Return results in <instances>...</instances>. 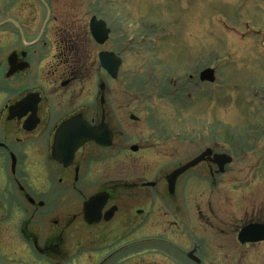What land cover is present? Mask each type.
I'll return each instance as SVG.
<instances>
[{
    "label": "rangeland",
    "instance_id": "374dc122",
    "mask_svg": "<svg viewBox=\"0 0 264 264\" xmlns=\"http://www.w3.org/2000/svg\"><path fill=\"white\" fill-rule=\"evenodd\" d=\"M98 9V20L109 24L110 39L97 44L84 27L79 61L83 86H97L107 103L103 108L101 95L97 100L93 95L91 100L84 97L82 105H95L96 100L98 113L90 115L100 118L105 111L118 133L113 147L99 150L91 185H103L106 176L139 185L160 182L144 192L146 229L126 240L129 245L139 239L147 243L144 259H139L138 248L130 250V264L189 263L187 252L194 247L203 264H264V242L242 245L238 240L243 225L264 223V0H100ZM92 15L83 12V24ZM102 51L123 57L118 79L100 68ZM210 67L216 69L215 82L186 87L185 98L193 97L188 106L157 96L156 85L172 87L177 74L181 79L193 74L197 81ZM162 78L165 81L158 84ZM145 85L150 99L138 91ZM131 114L137 119L131 120ZM178 133L189 135L192 143L177 154L162 152L161 143L170 150L174 144L157 137L180 138ZM145 144L152 148L131 150ZM208 146L233 157L225 173L216 172L218 183L209 184L211 174L195 167L188 174L196 180L191 200L182 203L179 190L181 201H169L162 190L167 188L165 176ZM62 192L73 196L72 188ZM129 203L137 207L140 202ZM22 219L20 214L11 228ZM81 258L77 264H87V256Z\"/></svg>",
    "mask_w": 264,
    "mask_h": 264
},
{
    "label": "flooded vegetation",
    "instance_id": "af4514ba",
    "mask_svg": "<svg viewBox=\"0 0 264 264\" xmlns=\"http://www.w3.org/2000/svg\"><path fill=\"white\" fill-rule=\"evenodd\" d=\"M99 2L0 0V264H77L83 259L82 255L87 256V264H130V250L136 248L139 249V259H144L146 248L143 245L147 243L141 242L140 237H137L139 242L136 245H129L126 240L146 229L149 212L141 207L147 198L144 192L150 187L156 188L160 182H142L141 185L136 182H113L105 175L107 178L103 185L93 189V166L98 152L109 147H103L94 140L87 141L74 152L72 161L67 165L70 150L56 145L57 133L65 122L83 115L96 126L102 116L95 117L90 112L94 111L97 115L96 100L100 95L103 108L107 103L105 94L97 86H94L95 89L89 83L83 86L79 61L83 28L89 27L90 30L92 20L100 19L97 15ZM83 12H93L87 24H83ZM177 76L172 79V87L159 83L165 78L158 79L156 82L160 85L155 86L156 94L161 99L171 98L176 106H188L193 97L189 94V99H186L184 93L195 82L203 81L201 78L193 81V74H189L187 79ZM146 86L145 89L138 86V91L145 99H150L146 96ZM93 95L96 97L95 105L90 102L85 108L82 105L84 97L91 100ZM105 117L114 135L110 146L113 147L118 130L108 121L107 115ZM129 118L134 120L131 115ZM122 123H125L124 119ZM177 136L180 138L157 137L160 141L174 144L173 150H170L165 143H161L162 152L177 154L193 141L189 135L178 133ZM135 147L138 148L134 150L131 146L133 152L152 148L147 144ZM207 148H212L214 154L225 153L221 149ZM214 154L195 167L202 166L208 171L211 175L207 182L216 185V172L220 175L225 172L221 173L220 167L213 161ZM193 158L179 163L170 172ZM195 167L177 178L173 193L167 181L170 172L165 176L167 188L162 186V190L169 201H181L179 190L182 203L191 200L190 189L196 180L192 181L188 174ZM71 188L73 196L66 197L62 190ZM101 192H107L109 197L101 207V203H97L89 209L93 216L100 218L90 224L86 220L85 202ZM129 200L140 203L132 207ZM112 209L114 213L106 219ZM20 214L24 218L21 224L16 222V227L11 228ZM75 222L79 224L69 228ZM4 225L5 229L2 228ZM249 244L255 243L245 245ZM197 257L199 261L193 259L191 262L203 264L204 261Z\"/></svg>",
    "mask_w": 264,
    "mask_h": 264
},
{
    "label": "water",
    "instance_id": "95a60500",
    "mask_svg": "<svg viewBox=\"0 0 264 264\" xmlns=\"http://www.w3.org/2000/svg\"><path fill=\"white\" fill-rule=\"evenodd\" d=\"M91 33L93 38L99 43L104 44L108 38L110 29L107 28V25L104 21H96V19L92 20L91 24ZM100 57V63L101 66L108 71V73L113 77L117 78L118 73L120 70V67L123 63L122 58L116 55L114 52H107L102 51L99 54ZM214 72L215 70L212 68L206 69L202 73V78L205 80H214ZM105 85L102 84V88H104ZM19 103L15 109L20 105ZM132 118H135L132 116ZM57 144L61 145L63 148H69V155L67 156V162L68 165L72 159L74 152L85 142L90 140H95L97 143L104 145V146H110L112 144L113 135L110 131L109 127L105 123V116L103 114L102 122L97 126H92L88 121L85 120V118L82 115L77 116L73 120L65 122L61 128L59 129L57 133ZM73 144V146H72ZM137 147H134V150H136ZM213 155L212 149L205 150L202 154H200L198 157L192 159L182 167L174 170L167 176L168 184L170 192L173 193L175 189V184L177 178L190 169L191 167H194L198 165L200 162L204 161L207 156ZM213 161L218 164L220 167V172H224L226 164L231 163L232 157L226 153H215L214 154ZM60 160H63L62 158H59ZM65 164V165H66ZM109 194L107 192H101L97 195H94L88 199V201L85 202V212H86V220L91 224L95 221H99L100 218H96V216H93L89 212V209L93 208L94 205H97V203H101L100 207L104 205L105 201L108 199ZM114 213V210L112 209L110 211V214L106 217V219H109L111 215ZM95 215L97 213H94ZM238 240L242 244L246 243H254L264 240V223L259 222H252L250 224L245 225L238 234ZM194 251L190 252V256H192Z\"/></svg>",
    "mask_w": 264,
    "mask_h": 264
}]
</instances>
